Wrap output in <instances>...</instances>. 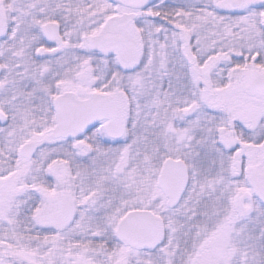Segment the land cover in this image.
Listing matches in <instances>:
<instances>
[{"label":"snow or ice","instance_id":"6c2138e0","mask_svg":"<svg viewBox=\"0 0 264 264\" xmlns=\"http://www.w3.org/2000/svg\"><path fill=\"white\" fill-rule=\"evenodd\" d=\"M0 264H264V0H0Z\"/></svg>","mask_w":264,"mask_h":264}]
</instances>
